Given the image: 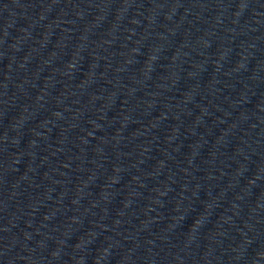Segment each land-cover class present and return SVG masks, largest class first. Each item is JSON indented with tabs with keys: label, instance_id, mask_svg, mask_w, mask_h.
Segmentation results:
<instances>
[{
	"label": "water",
	"instance_id": "1",
	"mask_svg": "<svg viewBox=\"0 0 264 264\" xmlns=\"http://www.w3.org/2000/svg\"><path fill=\"white\" fill-rule=\"evenodd\" d=\"M0 264H264V0H24Z\"/></svg>",
	"mask_w": 264,
	"mask_h": 264
}]
</instances>
